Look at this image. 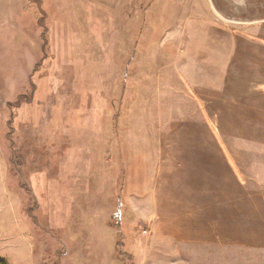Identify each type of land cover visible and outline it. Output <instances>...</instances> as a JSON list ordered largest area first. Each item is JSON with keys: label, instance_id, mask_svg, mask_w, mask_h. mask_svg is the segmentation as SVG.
Returning <instances> with one entry per match:
<instances>
[{"label": "rangeland", "instance_id": "rangeland-1", "mask_svg": "<svg viewBox=\"0 0 264 264\" xmlns=\"http://www.w3.org/2000/svg\"><path fill=\"white\" fill-rule=\"evenodd\" d=\"M170 186L187 264H264V0H0L5 264H175Z\"/></svg>", "mask_w": 264, "mask_h": 264}, {"label": "crops", "instance_id": "crops-1", "mask_svg": "<svg viewBox=\"0 0 264 264\" xmlns=\"http://www.w3.org/2000/svg\"><path fill=\"white\" fill-rule=\"evenodd\" d=\"M176 188L174 187H169L168 192L170 193V197L168 198V204H167V209L168 212L163 215H169V217L172 216V219H169L168 222V236L163 237L159 236L157 239L156 237V250H158L160 255L166 254V249H168V256L169 259H173L172 261L176 262L175 264H187V263H192L194 258H193V245L191 241V237L188 235V230H186V225H183V223L180 221L178 223L176 216H177V208L175 204L174 198H172L173 193L175 192ZM164 201L163 208L161 207L160 200L161 197L157 193L156 189V214L161 215V210L164 209L166 199L165 197L162 198ZM160 211V212H158ZM203 213V209L201 211ZM182 223V224H180ZM223 223V220H222ZM179 224V225H178ZM184 227V229L182 228ZM233 227L231 230L233 231H240V224H233ZM161 228L156 225V230L159 232ZM185 249V251H183ZM216 260H218V256H216Z\"/></svg>", "mask_w": 264, "mask_h": 264}, {"label": "trees", "instance_id": "trees-1", "mask_svg": "<svg viewBox=\"0 0 264 264\" xmlns=\"http://www.w3.org/2000/svg\"><path fill=\"white\" fill-rule=\"evenodd\" d=\"M0 264H5V260L0 257Z\"/></svg>", "mask_w": 264, "mask_h": 264}]
</instances>
